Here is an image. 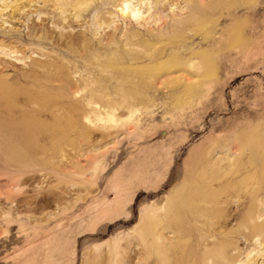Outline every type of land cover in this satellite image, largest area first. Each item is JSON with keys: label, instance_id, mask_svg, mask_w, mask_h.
I'll list each match as a JSON object with an SVG mask.
<instances>
[{"label": "rangeland", "instance_id": "rangeland-1", "mask_svg": "<svg viewBox=\"0 0 264 264\" xmlns=\"http://www.w3.org/2000/svg\"><path fill=\"white\" fill-rule=\"evenodd\" d=\"M170 12L166 7L161 21L166 37L146 39L157 38L159 26L135 25L142 43L126 47L142 55L164 50L157 59L144 61L137 53L130 54L141 57L139 64L129 61L133 56L121 59L117 40L108 51L96 50L89 66L86 53L66 51L55 41L62 30L91 37L87 27L96 11L83 25L66 29L55 28L52 16L45 22L36 13L11 19L10 8L0 16V33L16 35L4 40L69 77V95L79 88L76 98L82 97L83 83L94 80L108 87L103 96L117 98L126 78L142 82L134 90L138 100L118 108L112 123L104 107V120L92 128L86 122L82 130L95 131L91 140L83 132L76 136L78 125L64 134L61 142L71 145L67 152L25 158L0 151V264H115L117 257L127 264L143 248L145 210L174 197L189 156L203 154L215 162L226 156L214 147L228 128L235 135L242 122L264 121V0H205L198 16L176 9L172 19ZM128 23L119 21L117 39L133 26ZM36 27L54 33L40 37ZM112 32L101 29L93 38L107 39ZM17 57L22 54L6 58L12 64L3 75L29 68L30 59ZM250 247L242 246L243 258L260 248Z\"/></svg>", "mask_w": 264, "mask_h": 264}, {"label": "bare ground", "instance_id": "bare-ground-1", "mask_svg": "<svg viewBox=\"0 0 264 264\" xmlns=\"http://www.w3.org/2000/svg\"><path fill=\"white\" fill-rule=\"evenodd\" d=\"M164 1H167V4L161 8L159 5ZM0 2H3L0 16H3L8 8L13 12L11 19L25 13H36L42 22L48 20V16L49 20L54 19L52 24L55 28L62 26L63 29L71 28L73 23L83 25L87 14L96 11L94 23L87 27L92 38L64 33L62 30L59 33L60 38L55 41L66 51L86 53L89 58L88 64H85L87 66L94 64L96 50L108 51L117 40L121 48V59L129 60L128 56H133L130 53L142 55L133 49H126L142 43L139 39L142 33L135 30V25L143 28H150L152 24L159 26V33L155 36L157 38L151 34L144 36L146 39L166 37L161 28L166 7L171 11L169 17L174 19L177 16L176 9H189L193 15L198 16L205 5V0ZM38 4L41 6L32 11ZM106 8L109 10L105 11ZM119 21H128V24L133 25L130 29L126 27L123 39H117V32L121 29ZM108 28H113V32L108 34L107 39L93 38L101 29ZM37 29L35 33L40 37L54 33L50 28ZM177 30L176 28L173 31L179 33ZM27 35L31 36L32 32ZM0 36L3 37L0 39V56H3L0 57V151L9 156L24 154L27 158L48 152H67V146L71 145L69 142L66 145L61 140L63 135L76 128V125V136L83 132L84 136L91 140L95 131L88 129V126L87 129L82 128H85L86 122L92 128L94 121L104 120L101 117L103 107L110 111L105 119L108 118L112 123L116 120L114 112L118 108L138 100L134 90L139 88L142 82L129 77L118 84V94L123 95H117V98H113L112 93H105L103 96L102 93L108 87L98 86L94 80L83 83L85 88L80 87L81 90H86L82 97L76 98L79 88L73 95H69L72 86L69 77H65L47 60L32 59L24 55L23 49L4 40L16 38V35L0 33ZM163 52L164 50L154 49L142 56L144 61H149L157 59ZM20 53L22 57L16 59H30L31 62L26 63L29 68L15 72L12 76L3 75L10 71L9 66L12 64L6 58ZM132 58L133 60L129 61L138 64L142 61L139 56ZM96 63L102 67L107 64L100 60ZM24 83L34 87L24 86ZM116 122L118 124L120 120ZM238 128H242L238 134L234 135L232 128H228L225 135L215 141L217 145L214 149H225L226 156L223 158L213 162L212 159L206 158L207 155L189 156L181 185L176 188L174 197L165 198L145 210L141 238L143 248L141 252L131 253L127 257V264H259L260 261L264 264V121L242 122ZM169 234L172 237L168 236ZM244 244L260 248L254 255L255 249L246 251L247 254L245 252L243 258L241 248ZM115 264H123L121 258L117 257Z\"/></svg>", "mask_w": 264, "mask_h": 264}]
</instances>
